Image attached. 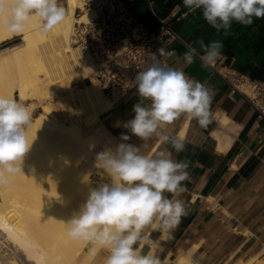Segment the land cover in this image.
Wrapping results in <instances>:
<instances>
[{"label":"crops","instance_id":"1","mask_svg":"<svg viewBox=\"0 0 264 264\" xmlns=\"http://www.w3.org/2000/svg\"><path fill=\"white\" fill-rule=\"evenodd\" d=\"M123 1L128 12L151 30L157 28L156 18H168L176 36L170 42L176 55L170 57L169 67L180 68L189 78L215 90L210 124L201 127L182 114L162 130L183 138V152L177 153L156 137L143 141L132 136L128 141L141 154L165 151L171 159L189 165V179L183 182L186 191L180 197L188 215L171 234L147 229L155 242L151 251L165 264H173L184 254L188 264H242L253 257L264 258V115H259L243 95L231 92L223 76L227 69L248 80L264 82V18H254L250 26L233 22L230 33L224 35L205 21L202 10L188 12L183 0ZM59 2L64 6L62 0ZM200 39L205 44L222 41L221 58L211 66H203L199 57L185 65L184 53L189 45L199 51L196 42ZM11 47L10 40L0 44V53ZM139 99L134 88L99 116L105 137L94 151H102L103 145L114 148L121 133L131 136L123 125L133 117L132 107ZM222 117L229 121L225 127ZM165 195L172 198V194ZM149 250L148 246L143 248L145 253Z\"/></svg>","mask_w":264,"mask_h":264},{"label":"clouds","instance_id":"2","mask_svg":"<svg viewBox=\"0 0 264 264\" xmlns=\"http://www.w3.org/2000/svg\"><path fill=\"white\" fill-rule=\"evenodd\" d=\"M183 4L188 12L202 10L205 21L224 35L230 33L233 22L250 26L254 18H264V0H183ZM33 16L39 18L41 30L47 33L66 19V10L59 0H0V17H7L11 32L22 33ZM196 43L199 51L189 45L183 56L185 65L199 57L203 66H211L221 58L222 41L205 44L200 39ZM158 53L176 55L174 51L166 53L163 47ZM152 61L134 77L140 99L132 107L133 117L123 125L131 136L121 133L114 148L105 147L96 153L98 175L106 176L108 182L90 188L79 211L64 221L68 235L90 244L93 256L97 247L107 251L104 264H162L151 251L155 242L146 230L171 234L188 215L180 198L186 191L183 182L189 179L188 163L171 159L165 151L141 154L128 141L132 136L143 141L156 137L179 153L185 150L183 138L165 134V126L182 114L201 127L211 123L215 90L189 78L182 69L163 64L156 53ZM32 120L27 105L0 95V185L22 171L35 140L30 141L27 135ZM94 147L90 145V149ZM145 246L150 249L147 253L143 252Z\"/></svg>","mask_w":264,"mask_h":264},{"label":"bare ground","instance_id":"3","mask_svg":"<svg viewBox=\"0 0 264 264\" xmlns=\"http://www.w3.org/2000/svg\"><path fill=\"white\" fill-rule=\"evenodd\" d=\"M63 3L66 19L47 33L41 30L40 20L36 16L27 23L22 33L9 31L7 17H0V44L14 37L20 40V45L0 54V95L7 86L10 87L8 97L21 103L27 102L31 112L34 111L29 105L31 101L37 102L40 107V111L33 114L31 127L27 129L28 138L37 137V143L55 148L59 155L45 176L52 188L47 185L40 187L34 196L40 207L48 208L47 211L38 210L39 215L56 221L65 233L68 227L64 221L79 211L89 189L98 185L90 181L89 173L80 165L102 144L105 136L99 116L111 107L112 101L104 97L93 80L82 84L81 89L71 87L79 78L81 80L88 75L91 64L85 54L71 45L70 36L76 24L89 21L93 14L90 9L82 7L80 0H63ZM77 8L81 10L78 17L74 15ZM14 74L15 79L12 78ZM10 75L12 80L7 77L3 84V79ZM236 86L244 94L253 95L246 84L237 83ZM62 89L68 90L69 95L55 97L64 116V121H59L52 112L51 104L46 101L54 97L55 90ZM77 103L80 108L74 113L71 104ZM228 122L222 117L223 127ZM79 123H83L84 127ZM90 145L95 147L90 149ZM105 147L103 145L102 149ZM47 164V161H43L41 166ZM94 169H97L95 163L90 173ZM76 196L79 202L70 205ZM6 205L0 196V232L6 237V243L8 239L33 264H73L83 250L84 258H80L82 261L79 260L77 264H86L94 257L90 244L74 240L68 232L65 235L63 231L55 232L50 237L46 231L29 230L23 219L17 216V210ZM85 245H88L87 248ZM102 251L107 252L96 248V254ZM186 256H180L173 264H188ZM3 260H0V264H18L12 258L7 262ZM161 261L165 264L164 260ZM242 264H264V258L259 260L253 257Z\"/></svg>","mask_w":264,"mask_h":264},{"label":"built area","instance_id":"4","mask_svg":"<svg viewBox=\"0 0 264 264\" xmlns=\"http://www.w3.org/2000/svg\"><path fill=\"white\" fill-rule=\"evenodd\" d=\"M80 3L93 14L89 21L76 24L70 36L71 45L85 54L91 64L88 75L80 80L82 84L97 82L104 97L113 103L136 88L134 77L152 64L153 53L169 66L170 57L158 53L161 47L166 53L172 52L170 42L176 39L168 18H156L157 28L151 30L128 12L123 0H80ZM80 14L81 10L75 9L74 15ZM223 76L231 92L243 95L259 115H264V82L248 80L227 69ZM237 83L246 84L253 95L244 94Z\"/></svg>","mask_w":264,"mask_h":264},{"label":"rangeland","instance_id":"5","mask_svg":"<svg viewBox=\"0 0 264 264\" xmlns=\"http://www.w3.org/2000/svg\"><path fill=\"white\" fill-rule=\"evenodd\" d=\"M10 42H12L11 48H14L20 45V40L18 37H14L13 39H10ZM7 77L11 79V75L6 76L3 79V84H4V81H6ZM12 78L15 79V74L12 75ZM79 80L80 78L77 80L76 83L71 84V87H76L77 89H81L83 86ZM64 90L63 89L60 91L55 90L54 97L46 101L51 104L52 112L55 118L59 121H64V116L59 107V103L57 102V98L55 97L69 95L68 90H65V91ZM2 92H3L2 94L3 96L8 97L9 92H10V87L8 88L6 86L5 90H3ZM22 103L25 105L27 104V102H22ZM29 105L34 110L32 112L33 114L40 111V107L38 106L37 102L31 101ZM71 105H72V110L74 111V113L76 112L77 109L80 108V105L78 103L71 104ZM79 124L80 126L84 127L83 123H79ZM34 139L36 140L37 137L35 136L29 137L30 141ZM35 140L32 144L30 151L26 154L24 158L23 165H22V171L13 176H8V183L4 185H0V196H1V199L7 203L6 207L17 210V216L23 219V221L26 223L29 230L31 231L41 230L42 232L46 231V233L49 234V236L51 237L52 233L63 231V229H61L59 225L57 226L56 221H54L53 219H49V218L39 215L38 210L47 211L48 208L46 206L40 207L37 202V198L34 196V194L37 191H39L38 188L44 187L45 185H47V187L52 188L53 185L50 184L46 180L45 176L46 174H48L47 172L48 168L53 165V161L58 158L59 153L55 148L51 146H47L45 144H39ZM96 153L97 151L91 152L89 155V158L83 160L80 167H84L85 171L89 173L88 177L93 184H100V183L108 182V179H105L101 177L100 175L96 174L97 169L92 170L93 172L90 173L92 166H93V162L95 163ZM43 161H47L48 166L44 165L42 167L41 163ZM40 179H43L44 181ZM75 202H79V197L77 196L74 197L70 205ZM71 211L72 210H69V212ZM66 232L64 233L63 231V234L65 235ZM0 237H1L0 239V260L1 261L4 259L3 261L7 262L11 260L12 258L14 261L16 260L18 264H33L23 254V252L20 251L14 244L10 243L8 239L6 243V240H5L6 237L2 235V233L0 234ZM87 246L88 245H85V248H87ZM84 254L85 252L83 250L81 254V256L83 255V257L80 256L81 259L84 258ZM107 255H108L107 252L102 251L96 254L88 262H86V264H102L103 260L106 259ZM80 258H78L73 264H77L78 261L81 260Z\"/></svg>","mask_w":264,"mask_h":264}]
</instances>
